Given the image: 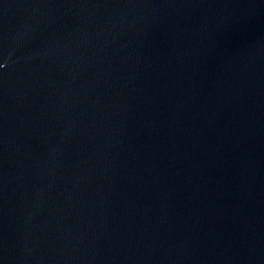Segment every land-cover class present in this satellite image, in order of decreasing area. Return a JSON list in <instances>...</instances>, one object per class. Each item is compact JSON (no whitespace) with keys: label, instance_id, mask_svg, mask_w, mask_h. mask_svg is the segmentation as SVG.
I'll return each instance as SVG.
<instances>
[{"label":"water","instance_id":"obj_1","mask_svg":"<svg viewBox=\"0 0 264 264\" xmlns=\"http://www.w3.org/2000/svg\"><path fill=\"white\" fill-rule=\"evenodd\" d=\"M0 264H264V0H0Z\"/></svg>","mask_w":264,"mask_h":264}]
</instances>
